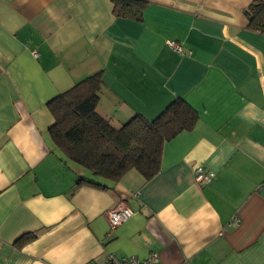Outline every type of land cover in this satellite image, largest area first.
<instances>
[{
	"label": "crops",
	"instance_id": "obj_1",
	"mask_svg": "<svg viewBox=\"0 0 264 264\" xmlns=\"http://www.w3.org/2000/svg\"><path fill=\"white\" fill-rule=\"evenodd\" d=\"M0 0V264H264V30L256 0ZM180 44L176 53L167 41ZM101 73L97 114L121 129L174 100L197 113L159 173L108 188L57 148L48 103ZM197 167L215 174L195 181ZM106 184V183H104ZM134 215L110 231L108 212Z\"/></svg>",
	"mask_w": 264,
	"mask_h": 264
},
{
	"label": "trees",
	"instance_id": "obj_2",
	"mask_svg": "<svg viewBox=\"0 0 264 264\" xmlns=\"http://www.w3.org/2000/svg\"><path fill=\"white\" fill-rule=\"evenodd\" d=\"M113 5L115 15L136 20L146 6L141 0H113ZM247 13L251 27L264 30V0H256ZM102 84L99 72L48 103L55 145L93 178L80 177L75 188L106 189L107 183L118 182L131 170L150 180L161 169L165 143L193 130L198 119L196 111L178 98L153 121L137 115L116 129L96 112Z\"/></svg>",
	"mask_w": 264,
	"mask_h": 264
},
{
	"label": "built area",
	"instance_id": "obj_3",
	"mask_svg": "<svg viewBox=\"0 0 264 264\" xmlns=\"http://www.w3.org/2000/svg\"><path fill=\"white\" fill-rule=\"evenodd\" d=\"M166 45L176 53H182L181 46L176 41H167ZM215 178V174L206 170L203 167H197L195 171V181L200 186L209 184ZM134 215L133 210L127 206H118L108 212V221L110 231L113 232L115 229L126 223ZM106 264H161L160 258L157 253H152L144 260H139L134 257H117L110 254L107 258Z\"/></svg>",
	"mask_w": 264,
	"mask_h": 264
}]
</instances>
